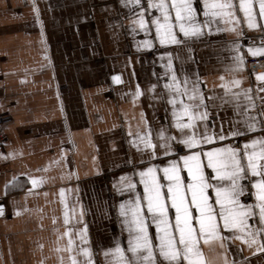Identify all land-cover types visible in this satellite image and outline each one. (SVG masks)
Listing matches in <instances>:
<instances>
[{"label": "crops", "instance_id": "crops-1", "mask_svg": "<svg viewBox=\"0 0 264 264\" xmlns=\"http://www.w3.org/2000/svg\"><path fill=\"white\" fill-rule=\"evenodd\" d=\"M34 2L39 23L33 0H0V126L7 134L0 151V264H61V257L69 264V253L57 251L67 247L68 236L61 234L68 228L73 229V254L81 264V247L91 249L95 264H107L103 251L116 243L126 248L128 241L119 205L135 193L123 189L120 178L139 181L133 173L147 166V153L137 150L136 137L150 128L156 142L161 127L178 134L162 88L168 57H161L166 51L183 56L185 50L158 43L141 46L154 37V29L148 36L138 26L132 31L134 17L120 0ZM194 6L202 9L200 0ZM255 8L258 13V4ZM216 27L226 26L213 24L203 42L191 45L195 63L186 61L184 71L199 73L205 93L222 95L219 77L227 81L234 75L243 77L242 88L255 93L264 81L250 72L247 59L254 57L246 48L264 46V30L249 29L242 20L240 27L249 35L240 37L245 67L233 73L236 33L216 32ZM173 66L179 75L180 61L173 59ZM239 118L231 106L219 113V120ZM172 158L158 155L153 162L163 167ZM29 177L46 179L33 187ZM135 191L142 192V185L137 183ZM253 199L248 196L246 202ZM255 225L261 227L258 220ZM85 227L82 243L79 232ZM150 231L154 234V226ZM202 247L209 264H223L225 256L241 264L243 257L247 264H264V252L239 240L228 243L226 251L216 242Z\"/></svg>", "mask_w": 264, "mask_h": 264}, {"label": "snow or ice", "instance_id": "snow-or-ice-1", "mask_svg": "<svg viewBox=\"0 0 264 264\" xmlns=\"http://www.w3.org/2000/svg\"><path fill=\"white\" fill-rule=\"evenodd\" d=\"M120 2L134 17L132 31L138 26L148 36L154 29V37L141 41V46L152 48L154 43L177 46L185 50V55L179 51L175 57L171 51L162 54V59L168 57L165 73L168 79L162 88L171 105L172 127L178 134L161 127L156 132V142L150 128L136 137L137 150L147 153L148 160L144 161L147 166L133 173L139 176V181L127 175L120 178L123 189L135 193L134 198L119 205L128 241L126 248L116 243L103 251L107 264H158L157 256L161 258L159 264H209L202 245L216 242L226 251L228 243L235 240L255 247L256 252H264V240L259 239L264 234V95H260L264 86L253 93L252 88L241 87L242 76L234 75L227 81L220 76L224 81L219 86L223 94L211 90L205 93L199 73H187L183 67L186 61L195 63L191 45L203 42L213 31L212 25L222 23L226 27H216V32L230 31L237 37L232 41L234 57L230 71H242L245 56L241 49L245 45L240 40L243 36L240 25L243 20L249 29L264 30V0H200L199 12L194 0H146V5L143 0ZM152 10L157 14L152 15ZM33 11L39 23V8L34 0ZM238 12L243 14L242 18ZM201 14L203 20L199 19ZM246 50L253 57L264 56V46H247ZM173 59L180 61L179 75ZM113 79L118 81L119 77ZM256 79L264 81V73H257ZM156 87L151 85V89ZM141 94L137 86L135 96ZM227 106L233 108L239 120H219L220 111ZM141 119L147 125L143 112ZM158 155L174 158L161 167L153 162ZM45 179L29 177L33 187ZM15 180L13 177L7 183ZM137 183L142 185V192L135 191ZM64 191L60 189L61 195ZM248 196L254 199L246 202ZM64 217V223L68 224L67 211ZM71 218L75 219V209ZM257 220L261 227H256ZM72 232L68 228L61 234L68 236V244L57 251L69 253V264H81L73 254ZM85 233L86 227L79 232L82 243ZM237 251L242 253L243 249L238 247ZM77 254L85 258L84 264H95L89 247L79 248ZM223 264L241 262L225 256ZM243 264H247V257H243Z\"/></svg>", "mask_w": 264, "mask_h": 264}, {"label": "built area", "instance_id": "built-area-1", "mask_svg": "<svg viewBox=\"0 0 264 264\" xmlns=\"http://www.w3.org/2000/svg\"><path fill=\"white\" fill-rule=\"evenodd\" d=\"M248 36H249L248 32L243 33V37L247 38ZM262 41L264 42V37ZM247 64L252 74L258 72H264V56L248 58ZM6 140H7V134L4 131V129L0 126V151L3 150Z\"/></svg>", "mask_w": 264, "mask_h": 264}]
</instances>
